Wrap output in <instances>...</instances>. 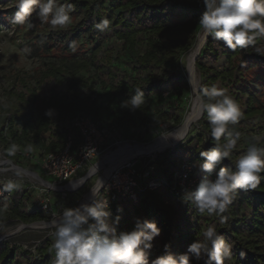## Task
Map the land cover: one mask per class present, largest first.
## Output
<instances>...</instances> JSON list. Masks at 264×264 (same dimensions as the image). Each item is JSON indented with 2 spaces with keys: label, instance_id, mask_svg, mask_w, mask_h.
I'll list each match as a JSON object with an SVG mask.
<instances>
[{
  "label": "trees",
  "instance_id": "trees-1",
  "mask_svg": "<svg viewBox=\"0 0 264 264\" xmlns=\"http://www.w3.org/2000/svg\"><path fill=\"white\" fill-rule=\"evenodd\" d=\"M69 2L75 8L71 13L73 23L68 28L48 29L44 34L35 35V43L23 47L31 56L47 60L37 70L34 86L17 87L18 78H15L7 92L10 102L29 108L24 113L28 122L34 118L32 130L19 129L18 117L11 113L10 102L5 115L0 116V143L5 155L11 143L20 145L21 151L28 144L34 146L27 158L21 151L14 157L6 155L13 164L18 165L20 160L32 164L29 158L35 156L37 149L42 150L38 159L43 153L62 150L68 138L70 148L74 150L81 138L70 122L77 114H85L100 127L114 128L118 133H131L140 126L148 141L150 129L158 126L161 117L179 126L190 109L191 89L181 61L197 43L200 32L197 20L204 10L202 5L195 0ZM37 18L33 14L30 22L34 25ZM104 18L111 23L107 30L100 32L95 25ZM34 29L35 26L27 29L25 34L31 35ZM201 38L204 39L203 35ZM106 39L110 42L103 44ZM263 47L264 38L248 48L231 50L208 37L195 60L194 66L201 75L198 95H202L205 87L217 85L227 88L242 108L241 119L231 129L241 133V143L232 160H225L222 166H232L236 156L246 151L253 141L264 147ZM256 48L261 51L257 52ZM92 84H100L121 96L104 115L97 98L90 97L91 92L83 95L78 91V87ZM136 89L143 92L145 103L136 111L122 108L121 103L134 95ZM49 108L56 112L51 119L44 115ZM34 112L37 113L35 117ZM57 116L70 118L69 127H54ZM199 122L209 137L206 113ZM212 144V139L198 135L184 146L165 151L155 171L149 174L150 179L159 181V188L136 190V202L119 198L109 203L112 217H121L118 233L131 231L137 217L156 222L161 233L152 242L150 260L164 254L165 244H170L172 253L185 252L208 225L214 224L218 233L232 245L231 259L225 264H264V181L255 191L240 192L223 214L228 217L225 223H220L217 216L201 215L191 205L181 202L183 193L175 187L174 175L183 163H188L193 167V175L200 179L203 173L196 167L200 161L199 152L208 150ZM118 206L123 208L122 213L117 212ZM7 218L28 224L41 220L44 214L35 205L30 192L15 191L13 195L3 192L0 225ZM39 252L36 259L30 251L3 242L0 244V264H51L53 258L49 252Z\"/></svg>",
  "mask_w": 264,
  "mask_h": 264
},
{
  "label": "clouds",
  "instance_id": "clouds-1",
  "mask_svg": "<svg viewBox=\"0 0 264 264\" xmlns=\"http://www.w3.org/2000/svg\"><path fill=\"white\" fill-rule=\"evenodd\" d=\"M195 2L204 9L197 20L204 42L212 37L222 42L224 47L235 50L253 46L264 38V0ZM74 8L75 5L69 0L63 3L60 0H10L7 5H0V11L15 9L10 18L11 25L24 26L29 30L34 27L30 22L33 14L54 30L66 29L73 23L71 13ZM110 23L104 18L95 27L103 32ZM0 30L7 32L10 29L0 26ZM256 51L261 49L256 48ZM197 99L199 114L203 116L206 113L209 138L213 144L208 150L199 152L200 161L196 167L203 175L194 188L183 192L181 202L191 205L201 215L217 216L220 223H225L228 217L223 214L240 192L255 191L264 181V147L253 141L246 151L236 156L232 166H222L225 160H232L234 151L241 143V133L231 130L242 117L241 105L227 88L217 85L205 87ZM145 100L141 89H136L135 94L123 101L121 106L136 111ZM44 115L53 118L55 109H46ZM33 147L28 144L23 151L30 153ZM86 150L95 152V148ZM20 151V145L11 143L6 155L14 157ZM21 186L17 179L0 180V194L11 193ZM102 188L104 185L101 181L100 188L90 190V203H82L74 208L64 207L52 222L49 235L52 238L50 251L54 252V258L51 264H200L201 261H205V264H225L231 259L232 245L213 224L208 225L185 252L172 253L170 244H165L164 254L150 260L152 242L160 235V228L155 221L137 217L131 231L118 233L121 217H112L107 197L98 198ZM117 212L122 213L123 208L118 206ZM243 256L241 253V258Z\"/></svg>",
  "mask_w": 264,
  "mask_h": 264
},
{
  "label": "rangeland",
  "instance_id": "rangeland-1",
  "mask_svg": "<svg viewBox=\"0 0 264 264\" xmlns=\"http://www.w3.org/2000/svg\"><path fill=\"white\" fill-rule=\"evenodd\" d=\"M10 2V0H0V5H7ZM12 10L10 9L7 11H0V26H3L4 28L10 29L7 32H4L0 30V116L5 115V109L8 103L10 102L9 95L7 92L9 91L12 81L15 78H18L17 87H20L22 85L34 86V76L37 73V70L39 69L40 65L47 61L44 57H37V56H31L29 51H24L23 47L28 45H31L32 43H35L36 36L39 34H44L47 32V30H54L48 25L47 23L42 22L41 20H38V18L34 21V26L36 29H34L33 33L31 35H26L25 32L27 28H23L20 26L17 28L14 25L10 24V18L12 14ZM56 30V29H55ZM201 30L198 34L197 40L201 38ZM202 39V38H201ZM110 40L106 39L103 41V44H108ZM91 47V46H89ZM195 47V46H194ZM264 49V47H263ZM193 49H191L182 59L181 61V67L184 69V75L187 77L188 71L186 70L188 61H189V55L192 52ZM194 71L196 75L197 84H198V91L201 87V75L198 70H196L194 66ZM190 87V86H189ZM188 99V103L191 105L193 97H196L192 93ZM79 93L85 95L87 92H91L93 94H96L97 101L99 102L100 106V112L102 115L107 112L108 108L111 105H114L116 101L121 99V96L115 95L112 92H110L108 89H104V87L100 84H95L92 86L88 85V87L80 86L78 87ZM117 94V93H116ZM164 97L166 94L163 95ZM9 107H11V113L16 114L18 127L24 128L27 131H30L34 128V118L31 120V122H28L27 119H25L24 113L27 112L29 109L24 104L10 102ZM36 112H34V117L36 116ZM186 115V114H185ZM184 115V117H185ZM183 117V119H184ZM69 121L70 118L67 117H61L57 116L56 119L53 121V126L58 127H69ZM183 121V120H182ZM182 124V123H181ZM180 124V125H181ZM179 125V126H180ZM196 126V127H195ZM193 126L190 129V132L186 135L185 138L176 146L170 147L172 149L167 150H173L174 148L178 146H184L186 143L198 136L203 135L206 140L209 138L206 134L203 128L200 125V122L197 123V125ZM178 126L173 125L171 121L165 120L163 117L160 118L158 126H153L150 129V139L146 141L144 138H146V134H144L143 128L138 127L135 128L133 132H117L114 139H111L112 146L109 147L106 152L107 154H111L115 151H117L119 148L123 147L125 144H149L157 137L167 134L173 129L177 128ZM165 150V151H167ZM57 151V150H56ZM160 153H154L151 155H144L139 156L135 158L134 160H131L129 163H132L135 161L134 168L136 171H138L140 174L144 175L145 171L147 170V166L151 165L152 163L154 166L157 167V163L162 159L161 155L165 152ZM42 154L41 149L36 150V154L33 157H30L29 160L32 161V164H28L25 162V160H20L18 165L11 163L7 156L5 155V152L3 151L2 145L0 143V180H5L8 178L17 179L21 183V187L16 191H28L31 193V195L34 197V202L38 201V203L43 200L44 198L47 200L48 205L50 207V210H48V213H43L44 218L41 220H38L36 222L24 224L19 222L16 219L13 218H7L1 225H0V244L3 242L11 243L15 245L16 247L22 248L24 250L30 251L32 255L38 259L40 256L41 250H47L49 254L54 258V252L50 251V246L52 243V238L49 235V233L52 231V228H44L42 226V223H49L50 221H53L58 217L60 213H62L64 207L67 208H74L79 200L81 199L82 195L87 192L94 184L97 182L99 177L101 176L102 172H98L94 176H92L79 190L73 191V192H57L54 190H49V193H44L41 191L43 189V186L40 182H37L30 178L29 176H26L20 172H17L13 170V166L21 165L22 169L34 172L36 173L42 180L43 176L41 174V171L38 167L37 160L39 154ZM21 154L27 158V153L21 151ZM44 154V153H43ZM103 158L96 159L92 162L91 165H94L98 162H100ZM90 167V166H89ZM89 167L83 170L81 173H79L76 176V179H80L83 177L86 173L89 171ZM155 171V168L154 170ZM109 177V176H108ZM108 179V178H107ZM106 179V180H107ZM106 182V181H105ZM15 191L11 192L13 195ZM2 195V194H1ZM0 195V196H1ZM37 203V204H38ZM39 208V207H38ZM40 210V209H39ZM41 222V223H40ZM37 223L36 225H33L31 227L26 228H20L22 225H29ZM40 223V224H39ZM47 248V249H45Z\"/></svg>",
  "mask_w": 264,
  "mask_h": 264
},
{
  "label": "built area",
  "instance_id": "built-area-1",
  "mask_svg": "<svg viewBox=\"0 0 264 264\" xmlns=\"http://www.w3.org/2000/svg\"><path fill=\"white\" fill-rule=\"evenodd\" d=\"M90 97L97 98L93 93L90 94ZM70 125L81 138L76 148L74 150L70 148L71 140L68 138L64 149L43 154L37 160L45 182H40L43 186L41 191L46 194L50 189L57 192H73L74 190L68 187L78 180L76 176L89 166V170L93 168L97 164L91 165L94 160L108 156L106 150L112 146L111 139H114L117 134L114 128L100 127L97 122L85 114L75 115L71 119ZM87 148H95V152H89L86 150ZM134 166L135 161L113 169L103 184L105 189H101L98 198L107 197L109 203L119 198L136 202V190L154 191L159 188V181L149 178V174L155 168L153 163L147 166L144 175L140 174L139 170L136 171ZM193 173V167L188 163H183L174 175V185L182 193L186 189L194 188L200 180ZM37 203L38 201L35 205L39 207L40 211L48 213L50 207L45 198Z\"/></svg>",
  "mask_w": 264,
  "mask_h": 264
},
{
  "label": "bare ground",
  "instance_id": "bare-ground-1",
  "mask_svg": "<svg viewBox=\"0 0 264 264\" xmlns=\"http://www.w3.org/2000/svg\"><path fill=\"white\" fill-rule=\"evenodd\" d=\"M204 43V39L201 38L197 40L195 47L193 48L192 52L189 55L188 61V76L190 80V84L192 86V90L198 89L197 79L195 75V71L192 68V60L195 53L202 49ZM195 95V94H194ZM198 99L193 97L190 109L186 113L182 124L177 128L173 129L167 134L161 135L154 139L151 143L145 144H125L123 147L119 148L117 151L113 152L112 154L105 156L99 163H97L93 168H91L88 173H86L83 177L79 180L72 183L68 188L74 191L79 190L92 176L97 174L98 172H102L101 176L97 180V182L92 186L87 192H85L81 199L79 200L78 204L75 207H78L82 203H90L91 202V193L90 190H96L100 188V182L102 181L103 184L105 183L106 179L110 175L113 169L120 167L129 163L131 160L139 156L144 155H151L154 153H160L167 150L170 147H174L186 137L190 129L197 125L200 120V114L198 109ZM196 127V126H195ZM180 140V141H179ZM13 170L20 172L26 176H29L33 180L37 182H41L38 179L34 178L32 175H29L23 171H19L15 168ZM42 183V182H41ZM75 187V188H73ZM57 219V218H56ZM54 219V220H56ZM53 220V221H54ZM49 223H42V226L45 228H52V222Z\"/></svg>",
  "mask_w": 264,
  "mask_h": 264
},
{
  "label": "water",
  "instance_id": "water-1",
  "mask_svg": "<svg viewBox=\"0 0 264 264\" xmlns=\"http://www.w3.org/2000/svg\"><path fill=\"white\" fill-rule=\"evenodd\" d=\"M204 44H205V42L203 43V46H204ZM200 51H201V50H200ZM200 51L198 50V51L195 53V55L193 56V60H192V68H194L195 60H196V58L198 57V55L200 54ZM186 70L188 71V65H187ZM186 79H187V82H188L190 88H192V86H191V84H190V80H189V76H188V75H187ZM192 93L196 95V99H197V97L199 96V95H198V89H196V90H192ZM201 117H202V116L200 115V119H201ZM169 149H172V148H169ZM13 167H14L15 169L19 170V171H23V172H25V173H27V174H29V175H32L34 178H36V179H38L39 181L45 183L44 180H42V179H41L36 173H34V172H30V171H27V170H24V169H22V168H20V167H18V166H13ZM40 223H41V222H40ZM40 223H39V224H40ZM36 224H37V223H33V224H29V225H22L20 228L31 227V226L36 225Z\"/></svg>",
  "mask_w": 264,
  "mask_h": 264
}]
</instances>
